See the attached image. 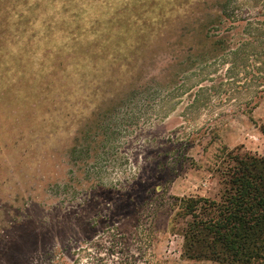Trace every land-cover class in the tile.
<instances>
[{"label":"rangeland","instance_id":"1","mask_svg":"<svg viewBox=\"0 0 264 264\" xmlns=\"http://www.w3.org/2000/svg\"><path fill=\"white\" fill-rule=\"evenodd\" d=\"M213 1L0 0V264H216L181 255L171 204L264 154V94L248 113L244 69L188 58Z\"/></svg>","mask_w":264,"mask_h":264},{"label":"trees","instance_id":"2","mask_svg":"<svg viewBox=\"0 0 264 264\" xmlns=\"http://www.w3.org/2000/svg\"><path fill=\"white\" fill-rule=\"evenodd\" d=\"M204 18L203 41L197 40L196 34H188V58L194 64L229 58L232 69H244L250 92L249 113L264 94V18L249 17L245 8L231 6V0H216L205 6ZM211 27L220 28L209 34ZM21 41L19 50H10L11 65L22 60L21 49L26 50V43L20 37ZM32 52L38 51L33 48ZM261 131L264 134V127ZM223 157L229 164L217 199L186 196L175 198L171 204L175 213L169 219L172 231L182 239L181 255L216 264H264V154L236 149Z\"/></svg>","mask_w":264,"mask_h":264}]
</instances>
